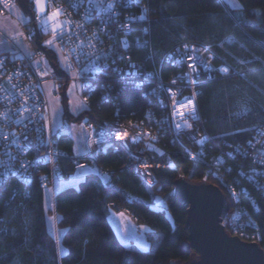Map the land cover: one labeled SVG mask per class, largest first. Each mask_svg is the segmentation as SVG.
Listing matches in <instances>:
<instances>
[{
	"label": "trees",
	"instance_id": "16d2710c",
	"mask_svg": "<svg viewBox=\"0 0 264 264\" xmlns=\"http://www.w3.org/2000/svg\"><path fill=\"white\" fill-rule=\"evenodd\" d=\"M21 1L31 17L28 28H32L34 6ZM237 1L238 9L230 8L222 0H143L148 12V51L154 52V56L147 60L144 50L137 47L131 50L135 60L145 63L166 80L176 72L167 63V55L185 43L201 46L213 56L216 66L229 68L226 76L202 81L197 95L203 128L212 139L210 152L217 153L224 148L234 153V159L226 156V165L222 168L224 176L213 172V166L207 163H192L186 153V143H170L168 134L162 139L166 155L147 154L155 180L151 186L136 174L134 160L124 149L100 151L98 170L110 174L113 189L104 188L101 179L90 173L85 182L77 186L78 190L70 186L55 194L57 228L65 231L60 264H186L193 260L197 253L189 241L187 209L174 193L176 183L183 177L194 183L215 185L223 192L226 204L225 183L236 179L240 189L245 186L242 200L255 219L264 250V191L249 181L247 175H241L242 169L248 174L247 170L254 163L235 151L237 147L245 151L243 142L254 139L257 127L264 129L259 119L264 115V0ZM47 38L36 34L34 44L44 48L58 70L52 50L44 46ZM67 88L61 87L58 94L62 96L63 119L68 125L79 123L86 116L89 123L119 121L128 125L141 120L152 106L151 99L143 96L140 89L115 85V101H102L98 90L92 100V111L73 117L68 110ZM244 109H248V113H244ZM58 146L67 155L61 159L59 176L68 179L77 170L71 160L73 141L65 134L58 138ZM247 151L255 152L254 148ZM46 174H50L49 166L42 165L29 177L31 184L14 177L6 183L4 201L13 190H18L19 194L11 210L3 209L0 214L3 220L0 230L9 234L0 238V264H16L20 257L29 256L32 247H43L46 255H60V245L47 225V217L53 211L46 209L45 190L41 188L40 178ZM155 199L163 204L156 205ZM2 203L0 201V205ZM110 210L126 212L137 225L147 226L150 241L153 235L158 238L155 248L142 251L122 244L109 223Z\"/></svg>",
	"mask_w": 264,
	"mask_h": 264
},
{
	"label": "built area",
	"instance_id": "2783aa9c",
	"mask_svg": "<svg viewBox=\"0 0 264 264\" xmlns=\"http://www.w3.org/2000/svg\"><path fill=\"white\" fill-rule=\"evenodd\" d=\"M49 3L53 5V7H58L63 9V15L61 19L70 22V24L75 27L77 25L82 26L81 29H76V35L71 37L65 36L64 44L61 45L65 49V55L71 50L75 49V52L72 54L69 59L72 62V71H75L80 68L88 67L92 63L93 57L99 52H104L109 55L110 58L114 57L117 51L123 53L126 56H131L130 60H126L125 62L117 61L116 64H110V69L115 67L125 68L127 70V65L131 63H137L140 65L141 74L136 77L128 78L136 83H141L142 87L140 90L142 91L143 96L149 97L151 99L150 103L151 107L147 109L144 117L141 120L131 121L128 125H124L119 121H115L114 124H111L108 121H103L102 123L94 124L89 123V135L92 139L96 138L97 133L92 131V128H95L97 132L100 129L105 131H112L114 128H119L121 132L127 131L129 138L136 136L138 133H150L151 137L155 139H151L148 135H145L143 139L135 144L129 143L127 149H124L131 156H139L141 160H148V153H161L166 155L167 152L163 148L162 139L166 134L169 135L170 143L177 142H185L187 145L186 153L189 160L199 165L200 163H207L209 166H213L215 173L220 175V177L224 176L222 168L226 165V158L230 157L231 159L234 157V153L224 148L220 149L217 153H211V137L203 128L202 118L200 116V112L197 104V96H196V106H197V115L199 117L198 120L189 119V123L192 125L191 130L187 128H182L179 133L174 127L172 122V104L173 97L169 95L168 89H171L172 92L176 93L175 100L177 102L183 101L185 98H191L193 92L198 94V86L202 83V81H213L216 80L219 76H226L228 73H221L217 71L218 69L225 67L224 65L216 66L213 63V56L203 49L201 46L191 43L182 44L173 50L167 55V63L176 70L175 74L169 79H164L161 74L157 71L150 69L146 66L145 63L135 60L131 55V50L135 47L137 42L144 43L147 40V34L144 32V29H148L146 25V21L148 19L147 7L143 3V0H122L121 4L117 5L114 11L117 13L114 21H109L108 23L101 26L100 19L103 14H97L93 12L90 21L85 20V15L92 5L89 4V0H48ZM112 2V0H103L104 5ZM70 4H74L77 7L72 8ZM35 12V11H34ZM0 15L1 16H9L10 12L6 9L3 4H0ZM36 15V13H35ZM140 16H145L144 20H140ZM104 32L112 33V38H109ZM127 33V34H125ZM36 34L49 37L51 35V31L45 33L43 31L42 26L38 24L36 19L34 20V26L32 28H28V26L23 27V35L24 37L32 36V39H26L27 42L33 49V54L31 58H28L23 53L20 54V58L17 59L14 63L11 62L9 58V62L6 66V71L3 74H0V113L4 112L5 105L8 106L15 111L17 107L20 106V103L26 97H21L19 101H12L10 104L8 103L10 100V96L6 95L5 89L8 93L17 94L20 89H13V84H19L23 89L27 90L31 85L35 84L38 80H41V76L38 74V69L34 67L37 61H40L43 64L44 61H47L50 64L49 74L47 76H43L42 79L44 81V87L46 92L51 91L54 96L58 95V91L61 87H67L70 84L76 83L77 93L83 102L85 97H88L87 106L84 111H92V100L95 93L99 90L100 97L102 101H110L116 100L117 96L113 94V91L109 92L108 88H115V85L121 86H131L134 87L132 83H128L127 81H121L119 76L109 71L108 75L103 74H95V73H85L83 78L77 81H74L71 77L70 73H66L62 70L59 65L58 70L54 68L52 63L50 62L46 51L44 48H38L35 46V36ZM99 35V41L93 40L94 36ZM128 41V48L124 47L123 41ZM91 41L93 47H87L88 43ZM45 44V43H44ZM187 45L188 48H198L200 51L197 53L199 57L207 62L209 58H211V67L214 70L211 74L205 73L203 66H200L201 75L199 77L200 83L195 86H189L186 80H177L176 84L173 85L172 81L177 79V77H183L188 74L190 71L187 68V63L189 61L182 60L181 57L184 54V46ZM48 48V47H47ZM52 50V49H47ZM191 53H188L190 55ZM76 56H79V60L75 59ZM176 61H181L180 63H176ZM104 61H101L103 63ZM51 69L55 70V73L58 75L54 79V73ZM14 72L24 73L26 75H20L18 77H13L11 81H9V77L12 76ZM147 72H152L153 76L149 77L145 80V74ZM211 75L214 79L209 80L207 77ZM31 77V79H29ZM109 77L111 78V85L107 82ZM84 83H90L94 90L83 89L80 85ZM51 86V90H49ZM182 90V91H181ZM38 91V90H37ZM49 97L39 96L37 101L29 100L28 103L30 105L36 106L44 103ZM163 101V104H161ZM117 105V102H114ZM40 112L43 113L44 109L40 108ZM51 106L48 108L49 115V125L51 124ZM118 111L116 112V114ZM177 119H179L177 117ZM68 125V123H66ZM91 125V128L89 127ZM31 127V125L29 126ZM39 127V125H37ZM0 129H2L5 133L15 132L17 133V138L21 140L22 143L31 142L35 144L38 140L37 133L33 131H29L28 137L29 141L23 140L22 133L25 131L23 126L12 125V127H6L3 123H0ZM264 131V129H261ZM51 135L55 137V131L52 130ZM192 137H195L193 139ZM207 137V138H206ZM123 137H118V139H122ZM44 139L47 141L49 139L48 131L46 130L44 133ZM204 140L203 144L198 143L197 141ZM259 140L260 143L256 141ZM254 145L255 152L253 154H249L246 157L247 159L251 158L253 161V165L250 166L249 170L246 171L242 169L241 173L243 175H247L249 181H253L255 185H257L261 190L264 191V165L258 164L253 160V157L257 155L258 152L264 151V136H256L253 140H251ZM109 143H113L109 141ZM120 141H114V145L119 144ZM103 145H93V148L90 150V155L88 156H71V160L73 163H79L84 165L85 167L95 166L97 168V158L100 151L103 149ZM115 150V148L113 147ZM13 154H16V149L13 147L11 149ZM240 151H242L240 149ZM244 152V151H242ZM241 152V153H242ZM63 153L64 155H59ZM200 153H203L200 156ZM231 153L232 156L228 154ZM40 157L43 158L45 156L50 155L51 159H49L46 163H43L37 167H41L42 165H48L50 169V174H46L43 177V183L47 185V187H53L55 185V181L57 176L61 172V159L67 157V155L59 148L58 146V138L55 139V142L50 146H45L44 150L39 153ZM200 158L198 160H193L192 157ZM227 156V157H226ZM35 158L34 152L25 153L20 157L22 161H31ZM264 159V157H260ZM7 160L6 154L3 152V143L0 142V162ZM75 160V162H74ZM170 163L171 160L168 159ZM150 165V163H149ZM20 165L17 164L16 167ZM135 170L139 167L137 162L134 160ZM3 164L0 163V171H3ZM55 170V171H54ZM227 171H230V168H226ZM139 171L143 172V168H139ZM147 171L152 173L151 167L147 169ZM253 171H255V175H253ZM32 170H30L29 177L32 175ZM11 178V177H10ZM17 178V177H14ZM143 178V177H142ZM152 178L154 179L153 175ZM18 179H24L23 176ZM144 179V178H143ZM263 180V182H260ZM41 182V178H40ZM237 184V185H236ZM239 184L236 182V179L232 182H227L224 184L225 191L228 196V204H226L227 214L223 219L222 225L227 230V232L232 235L239 237L240 239L257 243L260 245V241L262 239L261 233L258 230V226L255 222L254 217L251 215L248 208L244 205L242 200V194L246 193L245 186H238ZM234 191L236 193L235 196L231 195V192ZM253 203V201H252ZM234 229H238L234 231Z\"/></svg>",
	"mask_w": 264,
	"mask_h": 264
},
{
	"label": "snow or ice",
	"instance_id": "6c2138e0",
	"mask_svg": "<svg viewBox=\"0 0 264 264\" xmlns=\"http://www.w3.org/2000/svg\"><path fill=\"white\" fill-rule=\"evenodd\" d=\"M122 0H112V2L107 3L106 6L103 3V0H89V4L92 7L89 8L85 15V20L90 21L93 12L97 14H103L100 19V24L103 26L104 24L108 23L109 21H114L115 16L117 13L114 11L117 5L121 4ZM31 3L34 6V11L36 13L35 19L40 26H42L43 31L47 33L51 31V38L46 41L45 47L52 49V58L56 59L57 64H59L62 70L66 73H70L71 77L74 81L80 80L83 78L85 73H95V74H103L108 75L109 71L119 76L121 81H127L128 83H132L136 89H140L142 87L141 83H136L128 78L136 77L141 74L140 65L137 63H131L127 65V70L121 67H115L110 69V64H116L117 61L125 62L126 60H130L131 56H126L123 53L117 51L114 57L110 58L108 54L104 52H99L96 54L93 59L91 65L88 67L80 68L75 71H72V62L69 57L75 52V49H71L67 55H65V49L61 47L64 44L65 36H68L70 39L74 35H76V29H81L82 26L77 25L73 27L70 22L61 19L63 15V9L58 7H53L48 0H31ZM0 4L8 10L15 9L16 5L13 0H0ZM70 7L76 8L77 6L74 4H70ZM147 7V5L145 6ZM233 7H240V5H233ZM140 20H144L145 16H140ZM144 32L147 34L148 29H144ZM109 38H112V33L104 32ZM127 34V33H125ZM24 39H32V36L23 37L22 34L17 33L15 35H10L9 33L0 32V74H3L6 71L7 63L9 62V58L11 62H15L17 59L20 58V54L23 53L28 58H31L34 55L31 52L27 51L26 46L23 43ZM93 40L99 41V35L94 36ZM124 47L128 48V41H123ZM153 46L155 45V40L152 41ZM87 47H93L91 41L88 43ZM136 47L139 49L144 50L143 55L147 60H152L154 56V52H149V40H145L144 43L137 42ZM184 54L182 55L181 59L189 61L187 63V68L190 70L186 76L177 77L172 81V84L175 85L177 80H186L189 86H195L200 83L199 77L201 75L200 66L202 65L205 73L211 74L214 70L211 67V58L207 62L204 59L199 57L197 53L200 51L198 48H188L187 45L184 46ZM188 53H191L188 55ZM75 59L78 61L79 56H76ZM101 61H104L101 63ZM181 61H176V63H180ZM38 69V74L41 76V80H38L35 84L31 85L27 90L23 89L19 84H13V89H20L19 93L12 94L8 93L5 89L6 95H9L11 98L9 100V104L12 101H19L21 97H26L20 103V106L13 111L8 104L5 105V111L0 113V123H3L6 127H12V125H19L23 126L25 131L22 133L23 140L29 141L28 132L35 131L38 136V140L35 144L31 142L22 143L20 139L17 138V133L15 132H8L5 133L2 129H0V142L3 143V152L7 156V160L0 162L3 164V171H0V201H3L2 205H0V214H3V209L11 210L12 204L15 201L16 196L19 194L18 190H13L10 194V198L7 201H4L3 194L5 191V185L8 183L10 177H24L25 183L31 184L32 181L29 178L30 170L34 174V171L37 167L43 163H46L51 156H45L43 158L40 157L39 153L44 150L45 146L50 147L56 138H59L65 135V129L70 132H74L75 126L73 125L71 128L67 127L66 122L62 119L64 108L60 104L61 98L56 96L53 97L51 92H46L44 87V81L42 79L43 76H47L50 70V64L47 61H44L41 64L40 61H37L34 65ZM54 73V79L58 75L55 73L54 69H51ZM217 71L221 73H228L229 68L227 66L218 69ZM20 75H26L20 72H14L12 76L9 77V81L13 79V77H18ZM243 75V73H241ZM152 72H147L145 74V80L149 77H152ZM209 80L214 79L213 76L208 75L207 77ZM31 79V77H29ZM109 85H111V78L109 77L108 81ZM77 84L73 83V85L67 90L66 97H72L68 99V105L71 106L70 111L73 115H79L81 111H83L87 106L88 97H85L83 102L74 95V89L77 88ZM83 89L94 90L93 86L90 83H84L80 85ZM38 90V91H37ZM114 89L112 87L108 88V91L111 92ZM182 91V90H181ZM168 93L170 96L173 97V104H172V122L174 124L175 129L179 133L182 128H187L191 130L192 125L188 122L189 119L191 120H198L199 117L197 115V106H196V96L197 93L193 92L191 98H185L183 101L177 102L175 100L176 93L172 92L171 89H168ZM39 96H46L50 97L51 99H47L44 103L33 106L28 103L29 100L37 101ZM163 104V101H161ZM49 106L52 107L51 113V124L49 125V115L48 108ZM40 108L44 109V112H40ZM248 109H244V113H248ZM259 115V114H258ZM177 117L179 119H177ZM260 123L264 124V115L259 116ZM87 123V121H85ZM31 125V127H29ZM39 125V127H37ZM91 128V125H89ZM84 125H81L82 131L80 132L79 136L77 137V143L79 147L75 149V156H88L90 155V150L93 148V145H103V151H107L108 148H115V151H120L121 148L127 149L129 143L135 144L140 142L145 135H148L151 139H155L151 137L150 133H143L140 132L136 136L129 138L127 131L121 132L119 128H114L112 131H105L100 129L98 132L95 128H92L93 132H96V138L92 139L90 136L86 135L83 131ZM55 130V137L51 135L52 130ZM48 131L49 139L45 141L44 133ZM247 131V130H245ZM258 136H264V131H261L259 127L256 128ZM229 135H236V133H230ZM118 137H123L122 139H118ZM195 139V137H192ZM207 138V137H206ZM112 141L113 143H109ZM114 141H120L119 144L114 145ZM198 143L203 144L205 141L200 140L197 141ZM260 143L259 140L256 141ZM245 146V151L241 153L240 148L237 147L235 151L242 155L243 157L248 156L247 149H251L254 147L251 140L243 142ZM15 147L16 154H13L11 149ZM28 152H34L35 158L31 161H22L20 157ZM59 155H64L60 153ZM203 153H200L202 156ZM232 156L231 153L228 154ZM129 156L132 160H135L139 167L136 170V174L144 178V182L146 185H154L155 180L152 178V173L147 171L150 167L149 162L147 160H141L139 156ZM260 157H264V151H260L257 153L256 156L253 157V160L261 165H264V159ZM200 157H192L193 160H198ZM234 159V157H233ZM75 162V160H74ZM155 163V161H153ZM19 164V167L16 165ZM77 171L79 172L80 169H83L85 166L79 163L76 164ZM139 168H143L144 171H139ZM55 171V170H54ZM88 173H95L100 179L103 184V187L106 189H113L114 185L110 182V174H104L99 172V170L95 167L87 169L84 173L76 175L71 178V186L73 188H77L78 185L85 182V177ZM243 175V173H241ZM253 175H255V171H253ZM66 185L59 179L57 176V183H56V191H61ZM41 188L46 191L50 195L51 190L47 189V185L43 183V177L41 178ZM78 190V188H77ZM150 190V188H149ZM231 195L235 196L236 193L234 191L231 192ZM163 202L159 199H155V204L160 205ZM121 219L123 220V214H121ZM0 223H3V220H0ZM238 229H234L236 231ZM7 235L6 230H0V238H5ZM15 235V233H12ZM58 242V241H57ZM28 242L26 241L25 244ZM29 256L27 257H20V259L16 262V264H60L63 256V249L61 248V253L59 256L56 255H46L45 250L43 247H32L29 249Z\"/></svg>",
	"mask_w": 264,
	"mask_h": 264
},
{
	"label": "water",
	"instance_id": "95a60500",
	"mask_svg": "<svg viewBox=\"0 0 264 264\" xmlns=\"http://www.w3.org/2000/svg\"><path fill=\"white\" fill-rule=\"evenodd\" d=\"M174 193L187 209L189 241L197 253L188 264H264L259 244L230 235L222 225L227 209L218 187L183 177Z\"/></svg>",
	"mask_w": 264,
	"mask_h": 264
},
{
	"label": "crops",
	"instance_id": "0c3cea01",
	"mask_svg": "<svg viewBox=\"0 0 264 264\" xmlns=\"http://www.w3.org/2000/svg\"><path fill=\"white\" fill-rule=\"evenodd\" d=\"M26 1L31 3V0H26ZM222 1L232 9H238L239 8V7H233V5H239L237 0L236 1H234V0H222ZM13 2L15 3L16 7L13 10H9L10 15L6 16V17L0 15V32L9 33L10 35H15L17 33H20L24 37L23 27L29 26L31 17H30V14L28 12V9H26L24 7V3L21 0H13ZM31 6L33 7V4ZM49 39L50 38H47L44 43H46V41ZM23 43L26 46L27 51L33 53V49L30 46V44L27 42L26 39L23 40ZM68 88H67V90H68ZM49 90H51V86H50ZM67 90H66V92H67ZM66 92H65V95H66ZM52 96L56 97L53 95V93H52ZM57 96L59 97V94ZM77 97L80 99L78 93H77ZM71 98L72 97H66V99H71ZM49 99H51V98L49 97ZM60 104L62 106V103H60ZM70 108H71V106L68 105V110H69L70 114L73 117L78 116V115H73L70 111ZM62 119H63V116H62ZM73 125L75 126L76 130L74 132L69 133L67 131V129H65V134L68 135L73 141V154L75 155V149H77L79 147V145L77 143V137L79 136L82 129H81V126L79 125V123H70L67 127L71 128ZM85 134L88 135V133H85ZM93 167H95V166L84 167L83 169H80L79 172L76 170L74 172V174H72L68 179H63L59 175H58V177L66 185L64 188L70 187L71 186L70 182H71L72 177L79 175L81 173H84L87 169L93 168ZM95 168H97V167H95ZM88 174H90V173H88ZM56 183H57V178L55 181V185L53 187L47 188L48 190H51L50 195L48 193H46V191H45V206H46V209H48V210L50 209L53 211V214L48 215V217H47V225H48V229L56 237L58 244L60 245V251H61V248L63 249V247L61 246V243H62V239H63L65 231L59 230L57 228L58 218L54 212L55 194L57 193ZM121 214H123V220L121 219ZM108 220H109V223H110L112 229L114 230L117 238L125 246L133 247V248H136V249L142 250V251H148L152 248V243L150 242L149 234H148L149 229L147 227L137 225L128 213H126V212H115L114 210H110L109 214H108ZM146 228L148 230H146ZM63 252H64V249H63Z\"/></svg>",
	"mask_w": 264,
	"mask_h": 264
},
{
	"label": "rangeland",
	"instance_id": "374dc122",
	"mask_svg": "<svg viewBox=\"0 0 264 264\" xmlns=\"http://www.w3.org/2000/svg\"><path fill=\"white\" fill-rule=\"evenodd\" d=\"M234 1H236V0H234ZM48 38H51V35L48 37ZM73 84H70L68 87L70 88L71 86H72ZM68 88V89H69ZM49 92H51V91H49ZM52 93V92H51ZM74 95L77 97V89H74ZM59 97L60 98H62V96H61V94H59ZM60 103H62V99L60 100ZM67 103H68V99H67ZM84 111V110H83ZM83 111H81L79 114H81ZM51 112H52V108H51ZM85 121H87V123H85ZM84 125V128H83V131L85 132V133H88V135H89V128H88V124H89V118L86 116V117H84L80 122H79V125L81 126V125ZM99 172H101V173H104V174H106L105 172H103V171H100L99 170ZM163 204V203H162ZM162 204H160V205H162ZM143 227H147V226H143ZM148 228V227H147ZM146 228V230H148ZM158 238H157V236L156 235H153V237H151V243L153 244V246H152V248H155V245H156V243H157V240ZM172 264H182V263H180V262H172ZM186 264H188V263H186Z\"/></svg>",
	"mask_w": 264,
	"mask_h": 264
}]
</instances>
